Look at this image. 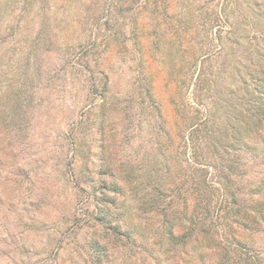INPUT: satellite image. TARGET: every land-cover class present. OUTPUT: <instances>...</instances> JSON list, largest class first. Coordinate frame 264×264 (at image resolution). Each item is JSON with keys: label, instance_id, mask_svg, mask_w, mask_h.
<instances>
[{"label": "trees", "instance_id": "1", "mask_svg": "<svg viewBox=\"0 0 264 264\" xmlns=\"http://www.w3.org/2000/svg\"><path fill=\"white\" fill-rule=\"evenodd\" d=\"M53 1H40L45 14ZM35 3L0 0V49L15 54L0 78V188L12 181L10 175L28 176L39 168L19 155L37 125L36 106L40 111L34 88L42 60L31 59L27 48ZM219 14L229 31L218 33L217 46L207 54L185 46L184 72L171 67L172 90H155L153 80H146L142 95L154 121L151 157L139 166L128 163L119 174L110 162V171L103 170L105 161L94 154L110 120L111 40L80 27L73 43L60 47L64 52L90 45L74 62L71 88L78 101L98 102L54 137L50 160L60 169V192L65 202L82 203L69 207L65 218L123 236L139 250L140 264H234L236 248L248 244L250 224L264 217L261 200L247 203L249 184L239 173L248 167L254 137L264 145V0H227ZM244 15L253 17L250 26ZM49 33L42 27L37 39L64 45L60 32ZM240 264L253 262L241 258Z\"/></svg>", "mask_w": 264, "mask_h": 264}, {"label": "rangeland", "instance_id": "2", "mask_svg": "<svg viewBox=\"0 0 264 264\" xmlns=\"http://www.w3.org/2000/svg\"><path fill=\"white\" fill-rule=\"evenodd\" d=\"M40 1L36 0L27 20L33 35L27 45L30 57L42 60L43 75L34 88L40 111L36 106L37 125L19 154L22 160H27L26 156L36 161L39 168L37 173L24 175L26 178L23 174L10 175L12 181L0 188V264H14L9 260L12 258L25 264H140L139 250L123 236L65 218L69 207L76 210L82 203L69 204L64 199L67 195L60 192V169L56 160H50L54 137L60 126L81 119L98 102L96 98L78 101L71 88L74 62L87 53L89 40L75 51L60 52V47L70 46L74 31L80 27L93 30L92 36L101 31L100 36L111 40L107 90L110 120L97 142L102 148L94 147V154L99 162L105 161L103 170H109L110 162L119 174L128 163L140 165L151 157L154 121L151 103L142 95L146 80H153L155 90H172L171 67L175 64L184 72L185 46L193 45L200 55L213 51L218 33L226 35L229 31L219 16L227 0H55L47 14ZM245 18L247 26L254 21L251 15ZM42 27L49 29V37L60 32L64 45H48L46 38L38 40ZM104 49L102 45L99 51ZM14 55L5 46L0 49L4 60L0 78ZM262 140L254 137L248 167L239 173L249 184L247 203L261 200L258 207L264 213ZM247 234L248 244L245 249L236 248L234 264H240L241 258L264 264V217L251 223Z\"/></svg>", "mask_w": 264, "mask_h": 264}]
</instances>
